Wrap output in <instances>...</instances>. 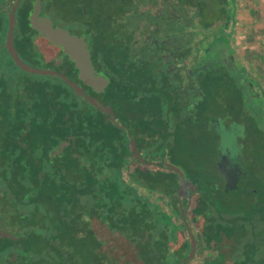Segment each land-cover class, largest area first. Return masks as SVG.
Listing matches in <instances>:
<instances>
[{
	"label": "flooded vegetation",
	"instance_id": "flooded-vegetation-1",
	"mask_svg": "<svg viewBox=\"0 0 264 264\" xmlns=\"http://www.w3.org/2000/svg\"><path fill=\"white\" fill-rule=\"evenodd\" d=\"M34 2L0 0V230L15 237L0 235L5 245L2 264H57L59 258L70 257L69 237L59 239L52 224H24V187L36 185L35 173H25L24 166L69 164V154L81 164H100L103 161L94 150L104 154L103 129L110 128L105 125L110 121L116 148L123 150L121 137L127 141L130 154L123 159L125 165L155 166L178 176L166 164L181 172L186 165L194 171L202 163L214 165L213 173L223 185L217 170L216 127H234L237 148L230 152L242 155L236 162L247 171L239 180L264 177V0H40V16L86 41L94 73L108 80L100 91L80 79L74 61L60 45L30 26ZM43 4L51 5V13L43 12ZM97 19L125 24L131 36L128 50L120 47L113 53V65L105 60L104 45H95L101 29L87 30ZM10 26L14 54L8 46ZM15 56L29 68L57 74L24 69ZM73 111L81 115L87 130L101 129L97 146H71V134L56 144L58 133L73 128L72 122L64 128L58 120L72 117ZM207 131L213 138L212 152L203 150L202 155L207 142L201 141V133ZM62 141L68 143L53 153ZM106 171L103 176L121 178L116 170ZM37 176L44 178L42 172ZM134 186L142 195L151 193ZM180 215L179 208L182 221ZM87 216L83 215V240L77 242L85 258L96 264L125 257L127 252L135 258L136 239L120 237L119 224L109 236L110 224ZM31 227L43 233L28 231Z\"/></svg>",
	"mask_w": 264,
	"mask_h": 264
},
{
	"label": "trees",
	"instance_id": "trees-1",
	"mask_svg": "<svg viewBox=\"0 0 264 264\" xmlns=\"http://www.w3.org/2000/svg\"><path fill=\"white\" fill-rule=\"evenodd\" d=\"M50 7L43 4V12L51 13ZM60 7L57 4V8ZM79 12L83 15L82 10ZM115 23L114 20L97 19L87 27L88 31L101 29L96 34L95 45H104L107 49L105 60L109 65L114 64L113 53L118 48L123 51L130 46L128 28L125 24ZM121 59L123 61L124 58ZM73 112L72 117L62 116L58 120L57 123L61 122L64 128L72 122L73 128L58 133L56 144L71 134L74 137L71 146H97L101 129L99 131L95 126L87 130L81 115ZM106 124L110 128L106 126L103 129L104 154L100 156L97 147L94 150V155H99L103 161L100 164L94 161L88 165L81 164L79 158L69 154L72 160L69 164L24 166L25 173L36 175V185L24 187L25 206L21 214L24 224H49L50 221L86 224L83 215L88 208L87 219L110 224L107 235L114 236L111 230L119 224L120 237L136 239L135 258H129L127 252L125 257L105 260L106 264H179L187 256L190 243L186 227L179 219L177 191L181 189L179 196L183 208L189 203L186 216L196 237V247L201 246L202 249L201 264H264V253L256 255L262 244L244 242L248 231L254 238L264 237V228L263 232L260 228L264 227V177L241 179L236 189L222 192L223 181L215 176L214 165L202 164L197 171L186 165L181 167L185 177L184 184H181L179 176L171 170L164 172L155 166L125 165L123 159L130 154L127 141L121 137L119 146L123 150L119 151L113 138L114 123ZM201 135V141L207 142V145H202V150L209 154L213 138L208 131ZM71 150L76 152L73 147ZM118 158L122 161L115 162ZM107 169L116 170L121 178L103 176ZM39 172L44 174V178L37 176ZM134 185L151 193L142 195ZM246 224H250V228ZM57 237L63 239L69 235L61 230ZM6 241L11 244V240ZM64 243L63 248L66 246ZM4 247L0 243V254ZM80 248L78 243L67 245L70 257L59 258L57 264L97 263L85 258ZM194 259H185L181 264H194Z\"/></svg>",
	"mask_w": 264,
	"mask_h": 264
},
{
	"label": "water",
	"instance_id": "water-1",
	"mask_svg": "<svg viewBox=\"0 0 264 264\" xmlns=\"http://www.w3.org/2000/svg\"><path fill=\"white\" fill-rule=\"evenodd\" d=\"M41 9L40 0H35L32 8V12L29 15L30 26L38 31V33L49 40L51 43L60 45L63 51L68 54L69 58L74 61L78 71L79 77L83 82L93 87L94 90L100 91L104 85L107 84L108 80L101 75H96L94 73V68L91 63L90 54L87 48V43L83 37H79L75 34H71L67 29L61 27L53 26L50 18L48 16H40L39 11ZM12 27L9 28L8 33V46L10 50L13 51L12 48ZM14 54V53H13ZM16 57V56H15ZM16 60L17 57H16ZM20 65L27 70H31L33 72L43 73V74H57L51 70H42V69H33L29 68L26 65H23L19 60ZM64 80L73 86L75 89L80 90L75 84L70 82L66 77L62 76ZM87 100L92 103L95 107L103 108L101 104L95 102L93 99L86 97ZM68 142L62 141L58 149L54 150L53 153H60L63 146H65ZM232 157V159H231ZM236 160L242 161L241 154H232L230 151L225 150V152L220 153V160L217 164L218 174L223 177L224 185L222 188V192H228L237 188V184L239 181V177L241 174L247 173V171L242 170V164H238ZM172 170L176 171L179 174L181 184H184V175L183 173L175 166L168 165ZM178 190V202L180 208V216L186 227L187 233L190 238L189 243V251L187 256L181 260L179 264H181L185 259H192L196 250V237L192 231V228L188 222L186 213L189 208V203L183 208ZM1 236H8L11 238H15L13 235L9 234L6 231L0 230Z\"/></svg>",
	"mask_w": 264,
	"mask_h": 264
},
{
	"label": "rangeland",
	"instance_id": "rangeland-1",
	"mask_svg": "<svg viewBox=\"0 0 264 264\" xmlns=\"http://www.w3.org/2000/svg\"><path fill=\"white\" fill-rule=\"evenodd\" d=\"M163 109H166V106L164 105L163 106ZM260 125V124H259ZM242 126V125H241ZM239 127V129H242L243 127ZM243 130V129H242ZM216 131L218 132L219 136H220V153L221 151L222 152H225V150L227 151H230L232 148L236 149L237 145L235 146L234 142L235 141V138H236V134H235V131H234V127L233 129L231 130H228V129H225L224 127H220V126H217L216 127ZM227 145H229V149L227 148ZM206 151V150H205ZM205 151H201L202 155H203V152ZM212 152V151H211ZM51 153V152H50ZM210 154V153H209ZM211 155V154H210ZM206 158L208 157L209 159V156L208 154H206L205 156ZM203 164V163H202ZM85 209V208H84ZM88 208H86L84 210V214L87 213ZM49 224H52V228L56 227V231L57 233L60 232L61 230L65 231L68 235H69V240L71 243H77V242H82V233H83V230L85 229V224H56L52 221H50ZM250 224H246V226L248 228H250L249 226ZM48 226V225H47ZM49 227V226H48ZM63 228V229H62ZM262 229V227H260ZM28 231H35L36 230V233H40L42 234L43 233V230L42 229H37V228H27ZM26 231V230H25ZM250 231H248V235L247 237L245 238V241L244 242H248V241H255L257 243L260 242V244H262V247L260 248V251L258 250V252L256 253V255H262L264 253V239H262L261 237L257 236L260 238V240L258 241L257 240V237H253L251 236V233H249ZM47 233V231H46ZM264 238V237H263ZM58 240V239H57ZM203 257V254H202V249H201V246H198V248L196 247V251H195V254H194V264H201L199 260H201ZM189 264H193V263H189Z\"/></svg>",
	"mask_w": 264,
	"mask_h": 264
},
{
	"label": "crops",
	"instance_id": "crops-1",
	"mask_svg": "<svg viewBox=\"0 0 264 264\" xmlns=\"http://www.w3.org/2000/svg\"><path fill=\"white\" fill-rule=\"evenodd\" d=\"M196 251V250H195Z\"/></svg>",
	"mask_w": 264,
	"mask_h": 264
}]
</instances>
